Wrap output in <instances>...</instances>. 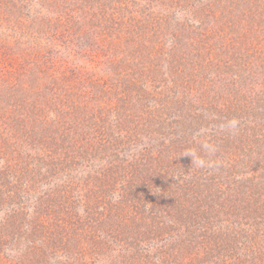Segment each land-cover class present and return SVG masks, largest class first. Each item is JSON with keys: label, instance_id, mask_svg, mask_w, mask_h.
<instances>
[{"label": "trees", "instance_id": "obj_1", "mask_svg": "<svg viewBox=\"0 0 264 264\" xmlns=\"http://www.w3.org/2000/svg\"><path fill=\"white\" fill-rule=\"evenodd\" d=\"M171 1L174 4L175 0ZM234 1L236 0H212L209 6L200 8L206 12V18L217 20L213 27H209V22L200 23L206 24L202 26L205 31L201 33L194 49H204L208 53L214 50L216 46L212 37H223L224 28L221 26L232 18L229 22L241 34L230 40L229 45L233 44L237 48L244 45V68L253 77L249 82L256 81L254 84L262 87L259 92H262L263 97L259 98L258 109L260 107L264 112V79H255V74H260L258 71L264 77V23L261 18L264 6L259 8L255 3L251 7H243L239 11H242L239 19L234 21ZM254 6L260 18L254 16ZM90 15L96 18L99 13L93 12ZM107 15L109 13L103 11L100 19ZM111 17L114 15L107 21ZM224 17L228 19L219 22ZM59 20L62 26H67L70 22L68 13ZM222 41L224 43L223 39ZM21 42L24 41L9 40L7 44V41L0 39V132L13 139L9 147L3 146L5 142L0 140V209L8 206L6 215L0 220V264H112V261L105 263L109 258H118L119 264H264V210L261 208L264 204V114L261 111L256 116L262 122L258 128L259 135L251 136V140L253 143L261 141L263 151H256L258 156L253 159L249 156L256 145L248 142L250 134L236 136L237 131L241 134L240 124L243 123L242 117L237 115L231 119L234 123L232 128L237 129L235 133H232L230 126L228 130L203 131L202 136L194 135L196 139L188 135L186 127L180 135L168 132L166 136L165 132H161L156 138L159 146L155 149L156 152H151L152 156L148 151L143 153L145 162L152 160L157 163L151 169L133 166L134 170L138 169L133 173V181L128 182V186H120L123 190L121 198L113 201L108 197V192L114 189L115 183L97 182L90 196L74 200L69 195V177L74 169L70 161L75 155L71 152L77 149L84 138L78 140L77 134H74L62 139L60 152L56 156L51 155L52 149L47 147L48 141L60 146V140L54 143L51 133L44 129L46 121L43 119L47 111L45 106L39 107V85L42 87V83H39V68L44 61L40 52L38 58L37 54L29 53ZM172 54L169 57L174 60ZM158 69L162 70L159 65ZM155 71L158 70L152 68L147 73L149 77L142 79L140 90L146 93L144 98H151L145 99L144 107L152 108V104L156 103L159 110L163 109L160 116L151 120H156L160 127H164L169 123L166 119H161V116L164 117L166 110H169L166 106L171 105L174 87L170 89L172 96L164 98L163 87L166 80L153 75ZM173 73L178 77L175 71ZM51 76L53 82L49 83L48 90L62 106V103H67L61 98V93L66 89L64 85L68 81L67 76L59 75L63 79L61 86L56 83L57 77L53 74ZM194 76L198 85L204 86V83L214 80L213 73L201 78L197 74ZM191 77L186 75L185 79ZM194 85L195 82L191 84ZM183 87L185 86H182L180 105L184 99L187 100L184 98ZM158 88L163 99L153 94V91L157 93ZM191 89L188 87L187 92L198 90L193 87ZM144 98L140 97V102ZM199 100L201 99L194 98L191 105L186 102L183 114L196 107L194 105ZM89 101L87 102L90 103ZM85 102L83 97L78 100L79 105ZM203 103V109L211 116L213 124H225L219 121V111L223 112L235 105L233 100L220 103L225 109L215 108L214 102L206 103L216 109V113H213L209 107L206 108L204 101ZM73 111L74 118L81 122L84 119L81 113L76 108ZM136 115L138 122L142 123L144 117ZM47 118L50 117L47 115ZM131 118H134L132 114ZM201 120H204L203 111ZM201 120L200 117H194L186 124H191L192 128L193 122ZM147 122L150 123L149 120ZM173 123L182 127V120L176 117L171 122ZM184 136V142L187 141L186 152L194 151L195 144H202L204 147L202 153L198 150L204 161L192 171L195 181L188 184L183 182L187 171L183 172L181 164L184 163L187 167L191 161L187 159L189 154L187 158H180L182 146L177 144ZM198 138L202 140H197ZM164 140L169 141L168 148ZM119 145L117 143V151L122 152L118 149ZM106 148H111L110 142ZM116 152L109 151L107 154L108 173L120 158H112ZM213 164L218 167L212 166ZM155 166L159 168L158 171ZM122 168L121 164L120 171L118 169L119 172H113L111 178L128 171L127 165L124 171ZM218 168L219 173L213 177L214 170ZM238 173L242 180L239 185H232L229 180L240 177ZM215 179L216 189H212V196L210 184L213 185ZM99 193L103 196L96 195ZM29 203H33L36 216L31 215L26 219L25 209ZM201 206H205L208 213L206 217L198 213ZM214 212L216 216L212 215ZM239 214H243L242 219L239 216L233 218ZM234 224L236 228H232ZM21 243L24 246L18 254H9L7 250L10 245L18 246ZM242 249L246 252H240ZM240 255L248 256V259L241 258ZM62 257L64 260H61Z\"/></svg>", "mask_w": 264, "mask_h": 264}, {"label": "rangeland", "instance_id": "obj_2", "mask_svg": "<svg viewBox=\"0 0 264 264\" xmlns=\"http://www.w3.org/2000/svg\"><path fill=\"white\" fill-rule=\"evenodd\" d=\"M199 1L175 0L172 4L171 0H0V39L7 41V44H9V40L24 41L21 42L23 47L29 53L37 54L38 58L40 52L44 61L41 65L39 64L41 70L39 83H42V87L39 85V107H41L40 105L45 106L47 111L43 119L46 121L44 129L51 133L54 143L60 140V146L48 141L47 147L52 149L51 155L56 156L60 152L62 139L74 134H77L78 140L84 138L79 142L77 149L71 152L72 155L75 153L74 159L70 161L74 168L71 171V177H69L71 199L79 200L84 196L87 198L92 194L97 182L112 185L115 183L114 189L108 192V197L113 201L116 198H121L123 190L120 186H128V182L133 181V173L138 168L142 169L143 166H146L151 169V166L157 163L149 160L146 161V164L144 161L146 157L144 158L143 153L148 151L152 156L150 153L156 152L155 149L159 147L156 139L158 133L165 132L166 136L168 132L180 135V132H184L186 127L188 135L194 139V135L202 136L203 131L232 128L234 123L231 119L237 115V117H242L243 121L240 124L241 134H238L235 128L231 129L232 133L237 131L236 136L250 134L249 143H253L251 136L259 135L258 128L264 120L261 122L256 116L261 111L260 107L258 109V102H260V96L263 97L262 92H259L262 91L260 90L262 87L258 83L256 86L254 84L256 81L249 82L253 77L249 76V71L244 68L246 60L243 56V44L240 45V48L232 46L233 44L229 45V41L239 37L241 33L237 27L235 29L231 25L229 20L232 18H230L226 24L221 26L222 29L224 28L222 30L223 37H212V42L216 46L214 50L208 53L204 49H194V46L198 44L197 41L201 38V33L205 31L202 26H206V24L201 25L200 23L209 22V27H213L217 20L206 18L204 16L206 12L200 10V8L209 6L212 0ZM255 3L259 8L264 6V0L234 1L235 11L233 14L236 15L234 21L242 13V11L239 13L241 8L248 5L251 7ZM103 11L109 15L100 19ZM66 12L70 22L67 23V26H62L59 18H62ZM93 12H98L99 15L96 18L92 17L90 13ZM252 12L255 17L260 18L256 13L255 6ZM111 15H114L111 17L113 20L107 21ZM261 18L264 23V14ZM223 19H228V17L222 18L219 22H223ZM205 40H209V38H205ZM171 53H173L174 60L169 57ZM158 65L161 67V71H159ZM152 68L158 70L153 75L166 80L163 87L164 98L172 96L170 89L174 87L171 105L170 107L166 106L169 110H166L167 114L164 117L161 116V119H166V122L169 123L164 127H160L156 120H151L155 116H160L163 109L159 110V105L156 103L152 104V108L144 107L145 101L151 98H144L146 93L140 90L142 79L149 77L147 73ZM173 71L178 77L174 76ZM258 72L262 74L260 71ZM212 73L214 80L209 83L205 81L207 85L204 83V86L198 85L197 81L193 79L196 77L194 74L201 78V76H209ZM238 73L240 74L238 75ZM51 74L57 77L58 86L62 85L63 80L59 75L67 76L68 81L64 85L66 89L61 93L63 96L61 98L67 103H62V106L57 103V98H53L52 93L48 90L49 83L53 82ZM260 74H255V79L258 81L264 79ZM186 75L190 77L193 75V77L186 80ZM194 82L195 85L191 86ZM200 82H202L201 79ZM152 86L155 85L152 84ZM182 86H185L183 87V90L185 89L184 98L187 100L184 99L180 105ZM188 87L189 90H192L191 87L198 90L194 91L195 93L192 91L188 93ZM156 91L157 93L153 91V94H157L158 98L163 99L160 88ZM82 97L86 102L79 105L78 100ZM140 97L144 98L141 102ZM194 98L201 100L194 105L196 107L183 114L187 106L185 103L188 102L191 105ZM202 99L206 108L209 107L206 103L214 102L215 108L225 109L224 105L220 104L222 101L227 103V101L233 100L235 102V105L229 109H225L223 112L219 111V121L225 124L212 123L211 116L203 109ZM88 100L90 103L87 102ZM244 102L249 104L246 105ZM73 108H76L83 116L84 119L81 118V122L74 118ZM209 110L216 113V109L209 107ZM202 111L204 120H201ZM261 112L264 114L263 111ZM130 114L133 115V119H130ZM136 114L144 117L142 123L138 122ZM47 115L50 118H47ZM175 117L182 120V127L174 123L171 124ZM194 117H200L201 121L193 122V127L190 128L191 124L188 125L186 122L191 121ZM148 120L150 123L147 122ZM40 124L43 123L40 122ZM0 140L4 141L3 146L7 147L11 146L13 141L10 135H4L3 132H0ZM184 140L185 136L177 144L182 146L180 158H187V154H189L187 159L191 161L187 167L184 163L181 164L183 172L187 171L183 182L188 184L195 181L192 171L195 167H200L202 160L204 161L202 154L198 151L201 150L202 153L204 147L202 144H195L194 151L186 152L187 141L184 142ZM197 140L202 139L198 138ZM164 141L168 148L169 141ZM109 142L110 149L106 148ZM117 143H120L118 149L122 152L117 151ZM253 144L256 146L251 150V155L249 151L250 159L258 156L256 151H263L261 141H256ZM109 151H117L112 158L117 159L118 156L120 158L108 173L109 155L107 154ZM121 164L123 171L125 165L128 166V171L126 170L123 175L117 174L115 178H111L113 172L120 171ZM214 165L218 167L216 164L212 166ZM133 166L138 168L134 170ZM155 167L158 171L159 168ZM218 173L219 168L214 170L213 177ZM238 175L240 174L238 173ZM241 177L240 175L235 180L230 178L229 182L232 185H239ZM117 179L118 182H116ZM215 180L213 185L210 184L212 196H214L212 189H216L217 179ZM45 190L46 188L43 189V191ZM32 205L33 203H29L25 209L27 214L24 217L26 219L31 215L36 216ZM261 208L264 210V204ZM7 209L8 206L0 209V220L6 215ZM198 213L204 217L208 214L205 206H201ZM212 215L216 216L215 212ZM238 216L242 219L243 214L233 218H238ZM222 226L224 227L223 224ZM232 228H236L235 224L232 225ZM23 246L24 243L18 246L10 245L7 251L12 255L18 254ZM240 252L246 251L242 249ZM240 256L248 259V256ZM61 260L64 258L62 257ZM111 261L112 264H119L118 258H109L105 263Z\"/></svg>", "mask_w": 264, "mask_h": 264}]
</instances>
